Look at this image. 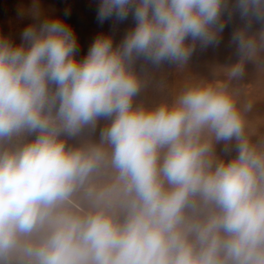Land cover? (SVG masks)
<instances>
[{
    "label": "clouds",
    "instance_id": "1",
    "mask_svg": "<svg viewBox=\"0 0 264 264\" xmlns=\"http://www.w3.org/2000/svg\"><path fill=\"white\" fill-rule=\"evenodd\" d=\"M235 11V62L151 107L134 63L183 69L218 46L227 0H100L99 23L135 27L82 60L60 18L0 36V264H264V134L235 87L249 63L264 72V0ZM101 119L98 142L69 146Z\"/></svg>",
    "mask_w": 264,
    "mask_h": 264
},
{
    "label": "rangeland",
    "instance_id": "2",
    "mask_svg": "<svg viewBox=\"0 0 264 264\" xmlns=\"http://www.w3.org/2000/svg\"><path fill=\"white\" fill-rule=\"evenodd\" d=\"M227 2L232 16L229 19L227 12L222 15L221 19L226 26L220 33L219 45L202 49L197 43L185 68L177 69L174 65L163 64L157 69L143 60L134 63V70L148 79L147 87L135 99L136 104L151 107L162 100H170L185 83L198 78L211 80L215 73L235 62L237 56L235 46L230 43L231 35L234 30L243 27L244 22L235 11L236 0ZM99 4L100 0H0V36L9 38L14 44H20L21 34L29 25H38L48 18H60L74 31L78 41L77 59L82 60L97 36H110L113 46L116 47L123 41L126 33L135 27L131 13L123 22L113 18L99 23L96 18ZM37 9L38 18L35 17ZM259 27L260 24L253 21L252 30H258ZM235 87L240 93L242 103L253 104L247 117L249 132L264 134V72L258 71L249 63L246 66L245 78L236 82ZM108 123V120L101 119L95 132L86 129L80 137L68 139L67 143L69 146H78L84 140L98 142L100 130ZM234 147L235 141L227 145L220 142L215 146L216 154L228 160L236 155ZM226 148L230 151L226 152Z\"/></svg>",
    "mask_w": 264,
    "mask_h": 264
}]
</instances>
